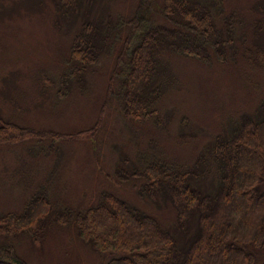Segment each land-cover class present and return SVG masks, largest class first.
I'll return each mask as SVG.
<instances>
[{
  "label": "rangeland",
  "instance_id": "rangeland-1",
  "mask_svg": "<svg viewBox=\"0 0 264 264\" xmlns=\"http://www.w3.org/2000/svg\"><path fill=\"white\" fill-rule=\"evenodd\" d=\"M56 1L0 0V128L35 134L22 142L0 139V215L21 213L40 189L59 212H84L106 192L173 226L172 206L144 199L138 191L144 181H117L116 165L123 158L131 165L144 151L189 164L230 121L258 108L264 99V67H252L244 54L254 43L264 47V0H219L224 16L233 17L236 41L233 57L225 62L166 56L174 80L157 102L162 123L157 128L125 119L114 91L110 95L126 32L112 52L60 86L63 74L71 71L70 47L83 15L69 23L60 17ZM138 3L98 0L82 12L89 11V19L115 22L131 17ZM217 25L225 28L222 20ZM116 83L112 87L119 91ZM16 244L28 264H107L81 243L73 225L53 224L42 242L23 237Z\"/></svg>",
  "mask_w": 264,
  "mask_h": 264
},
{
  "label": "trees",
  "instance_id": "trees-1",
  "mask_svg": "<svg viewBox=\"0 0 264 264\" xmlns=\"http://www.w3.org/2000/svg\"><path fill=\"white\" fill-rule=\"evenodd\" d=\"M97 1H56L60 17L69 23L83 15L70 47L71 71L63 74L60 86L69 84L70 76L78 78L80 70L97 63L104 52H112L126 32L112 71L110 95L118 98L130 122L162 125L157 102L173 85L168 54L211 63L225 62L235 53L233 17L224 16L219 0L160 4L139 0L131 17L115 22L89 19V8L82 12ZM218 19L225 28L218 27ZM254 45L244 55L252 67H264V47ZM115 83L119 91L113 89ZM233 121L189 164L144 151L135 163L127 165L123 158L116 165L117 181H144L138 190L144 199L172 206L173 226H163L106 192L84 212L69 208L59 212L40 189L21 213L0 215V264H28L17 252L18 239L42 242L53 224L73 225L81 243L107 264H264V99L252 114ZM4 126L0 128L4 143L35 135ZM96 129L97 125L91 135Z\"/></svg>",
  "mask_w": 264,
  "mask_h": 264
}]
</instances>
